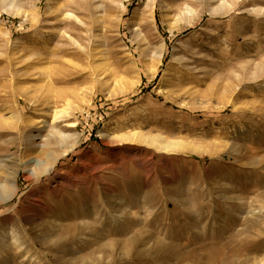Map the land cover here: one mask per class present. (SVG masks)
Returning <instances> with one entry per match:
<instances>
[{
    "label": "rangeland",
    "instance_id": "rangeland-1",
    "mask_svg": "<svg viewBox=\"0 0 264 264\" xmlns=\"http://www.w3.org/2000/svg\"><path fill=\"white\" fill-rule=\"evenodd\" d=\"M7 3L20 15L0 2V118L15 117L0 122V194L18 193L0 229L16 221L31 252L5 264H264V0ZM135 131L203 148L114 138ZM37 162L54 169L29 177Z\"/></svg>",
    "mask_w": 264,
    "mask_h": 264
},
{
    "label": "bare ground",
    "instance_id": "bare-ground-1",
    "mask_svg": "<svg viewBox=\"0 0 264 264\" xmlns=\"http://www.w3.org/2000/svg\"><path fill=\"white\" fill-rule=\"evenodd\" d=\"M7 1L8 0H0V2L5 5V10L4 11L9 12V13L14 11V13L16 15H20V9L17 8V7L15 8L14 6H12L13 5L12 3H7ZM9 4L11 5L10 7H8ZM49 10H50V12H53L54 6L49 8ZM55 11H56V9H55ZM63 17L66 20H69V21H72V22L74 21L75 24H77V25L82 24V21L77 16L72 14L71 12L65 13L63 15ZM65 35H66V37L71 38V40L73 41L72 37H70V35H68V33H65ZM156 55L159 56L158 54H156ZM161 58L162 57L160 56L159 60H158L159 61V65L161 63ZM146 71H147V74L150 77H155V74L157 72L156 64L146 66ZM81 102H83V101H81ZM73 104H72L71 101H69V103L67 104V106L65 108L60 109V110H56V112L54 114L55 116H54V119H53L54 124L58 123V122H65V120L71 118L72 114L75 111L74 109L77 108V107L75 108L73 106ZM14 119H15L14 116L9 118V119L0 118V122H3L4 124L10 125L11 123H13ZM27 122L30 123V126H32V125L33 126H38L41 123L40 121H36L34 119H31V118L28 119ZM67 126L69 128L76 127V125L71 123V122ZM53 130H54V137L57 138L59 140V142L66 143L68 145L67 149L62 152L63 153L62 156H66L69 151H71V150H73L75 148V144L74 143L71 144V145L68 144L69 141H70V138L67 135H65L64 132L57 131L55 127L53 128ZM114 138L118 139L120 141H123V142L124 141H126V142L130 141V142H136L137 144L138 143L139 144H144L145 146H147L149 148L155 149L156 152L164 153V154H175V153H177L179 151H183L185 149H191V150H194V151H198V150H201L203 148L200 145L197 146V145H194V144H191V143H186V142L180 141V140L164 139L163 137H160V136H157V135H154V134L153 135H150V134L147 135V134H144V133H142L140 131H135V132H132V133L130 132V134H120V135L118 134ZM32 139H33V137H30V140H32ZM43 162H37L36 165H32V166L28 167L29 169L32 168V169L28 170V173L30 174L29 177H40L41 175H45V174L51 173L53 171L55 163H51V162L50 163H48V162L47 163H43ZM2 187H0V188L2 189ZM10 188H11V192L5 191V193L0 194V204L7 202L8 200L14 198L17 195L18 189H17L15 180L11 181ZM6 189H7V187H6ZM2 190H4V189H2ZM259 212H252V215H251L252 219L248 220V222H252V224H253V222L256 223V221L258 220V218H256V215L259 214ZM242 218H243V216H242ZM14 223H9V222L4 223L3 224V228L0 229V264H5L6 262H8L9 258L6 256V253L9 252L12 248H15L17 250V252H23V253L25 252V254H29V252H31V248L28 245V241H26L24 239V237H22V235L20 234L21 231L19 230L20 228L18 229L15 226ZM76 229H78V227ZM76 233H78V232H76ZM74 234H75V232H74ZM130 242H128V243L132 246L133 242L132 243H130ZM133 248H135V247L133 246ZM135 249H133V250H135ZM164 249L165 248H163L162 251H159V252H162L163 254L165 253L167 255L168 253H170V250L172 248H169L170 250H167L168 247H167V249H165V250ZM169 255H171V254H169ZM8 256H9V254H8Z\"/></svg>",
    "mask_w": 264,
    "mask_h": 264
}]
</instances>
